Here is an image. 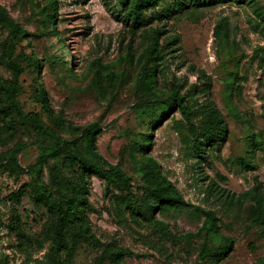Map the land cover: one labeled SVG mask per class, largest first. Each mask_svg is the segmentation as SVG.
<instances>
[{
  "label": "rangeland",
  "instance_id": "374dc122",
  "mask_svg": "<svg viewBox=\"0 0 264 264\" xmlns=\"http://www.w3.org/2000/svg\"><path fill=\"white\" fill-rule=\"evenodd\" d=\"M38 1L0 0L29 34L17 42L10 58V35L0 26V162L19 146L18 162L27 167L50 145L3 101L15 62L23 68L17 101L24 114L37 113L62 137L76 136L42 111L37 94L43 87L54 114L65 122L81 128L95 121L103 126L98 152L131 177L127 189L88 178L93 233L100 242L126 250L125 264H209L210 258L200 255L205 237L197 232L205 216L199 210L214 212L219 232L233 239V251L219 264H264V225L254 220L251 210L255 193L264 194V0H181L186 10L159 22L154 15L174 1L166 0L144 11L146 25L135 32L126 22L123 2L138 0H56L58 35L43 32ZM222 19L228 35L217 40L214 30ZM156 26L165 36L178 33L180 43L166 55L146 90L140 71ZM34 60L39 70L32 66ZM146 69L153 72L150 64ZM173 86L186 95L196 129L209 103L225 117L227 134L206 149V162L193 151L178 109L168 111L151 130L162 113L157 100L165 99ZM143 101L152 107H135ZM150 134V155L186 204L156 211L168 235L145 217L152 202L146 200L136 162L143 160L141 149ZM41 178L52 193L49 198L36 194L34 175L0 170V264H98L101 250L89 237L80 240L71 258L56 246L55 222L66 198L78 191L80 170L59 157L48 161ZM76 231L74 224L67 238ZM218 245L209 241L207 251Z\"/></svg>",
  "mask_w": 264,
  "mask_h": 264
},
{
  "label": "trees",
  "instance_id": "16d2710c",
  "mask_svg": "<svg viewBox=\"0 0 264 264\" xmlns=\"http://www.w3.org/2000/svg\"><path fill=\"white\" fill-rule=\"evenodd\" d=\"M166 0H138L133 2H123V7L128 11L126 22L131 26L133 32L139 30L146 25L144 11L148 8H155ZM229 2L232 0H221ZM241 3L244 0H237ZM56 0H39L36 4L39 15L41 17V26L43 32L48 35H58L56 29L57 12L55 8ZM187 5L181 0H174L165 4L155 15L154 18L159 22L170 18L173 14L186 10ZM0 26L9 32L10 40L7 46V52L10 58L13 57L18 41L27 39L29 34L25 28L14 21L7 10L0 4ZM50 26V29H48ZM166 32L156 26L149 33V41L144 51L143 58L146 60L142 66L141 83L143 88L150 90V87L159 72V67L165 60L166 55L174 51V47L180 43V35L172 33L165 36ZM228 35V27L225 19L220 20L214 30V37L217 40H223ZM150 64L153 72L148 73L146 66ZM32 66L40 69L38 60L32 62ZM12 80L4 87L2 98L9 110L14 113L22 122L30 121L34 129L50 141V145L42 151L31 165L23 167L19 164L17 155L19 146L9 151L5 162H0V170H5L10 174H18L27 172L34 175V183L36 186V194L40 197L49 198L50 191H46L41 176L43 169L49 160H55L62 157L63 164L74 165L80 170V184L78 191H73L66 198V202L58 213L55 222L56 246L60 250L67 251L68 258L72 257L79 247L82 238L89 237L94 244L101 250V255L97 259L98 264L102 261H108V264H125L127 251L115 244L106 242L102 243L96 238L88 218L89 190L88 178L95 176L105 180L107 183L114 184L121 188H130L131 177L118 165L112 164L100 154L96 147L97 137L101 133L103 126L99 122H92L85 127L74 126L65 122L61 117L54 114L51 108L47 93L42 87L37 94V100L41 104L42 111L49 117H53V121L59 127H63L70 132H74L76 136L71 140L62 137L53 129L48 128L42 120L39 119L37 113L24 114L19 108L17 101L21 90L19 78L23 73V68L15 63H11ZM150 101H143L137 104L136 108L152 107ZM162 113L154 118V124L151 130L156 129L162 118L172 109H178L186 120L188 131L191 136L192 149L197 157L204 162L207 161L206 149L222 142L227 134V124L222 112L213 104L206 106L200 118L198 128L194 127L193 112L189 104L186 102V95L181 94L178 87L173 86L165 99L157 100ZM151 134L147 137V144L141 149L143 160L136 162L137 172L140 174L146 186V200L152 202L147 208V215L150 220L155 221L158 230L168 235L169 232L166 225L155 218L157 210L165 208H173L177 206H185V201L173 182L163 174L157 161L150 155L151 150ZM81 146V149L78 148ZM140 149V146L138 147ZM255 203L251 206L252 216L254 220L264 225V194L255 193ZM52 197V195H51ZM205 220L202 227L197 232L198 236L204 235L205 244L202 247L200 255L210 258L209 264H219L233 251V239L229 236L222 235L219 232L217 222L218 218L212 211L199 210ZM76 224L77 231L67 238L70 228ZM219 241V245L213 251H207V243ZM70 241V243L68 242ZM65 264V263H64Z\"/></svg>",
  "mask_w": 264,
  "mask_h": 264
}]
</instances>
